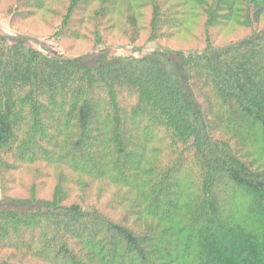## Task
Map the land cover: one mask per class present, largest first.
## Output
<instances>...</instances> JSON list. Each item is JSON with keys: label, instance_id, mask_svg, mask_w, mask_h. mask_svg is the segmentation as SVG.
Segmentation results:
<instances>
[{"label": "trees", "instance_id": "1", "mask_svg": "<svg viewBox=\"0 0 264 264\" xmlns=\"http://www.w3.org/2000/svg\"><path fill=\"white\" fill-rule=\"evenodd\" d=\"M263 17L0 0V264H264Z\"/></svg>", "mask_w": 264, "mask_h": 264}, {"label": "rangeland", "instance_id": "2", "mask_svg": "<svg viewBox=\"0 0 264 264\" xmlns=\"http://www.w3.org/2000/svg\"><path fill=\"white\" fill-rule=\"evenodd\" d=\"M262 26H264V17H263V19H262ZM9 32H12V29H11V27H10L9 22H8L6 19H0V33H1V34H8ZM240 35L242 36L243 33H241ZM232 36H233V35H231L230 33H228V35H227V37H225V40H224V41L230 39ZM178 39H179V40H178ZM178 39H177V42H178V41H182L183 43L179 44V42H178V43H177V42L175 43V42L173 41V42L171 43V46H172V47L183 46V45L186 46V47H188V46L190 45V42H189V43H185L184 40H183L181 37H178ZM180 39H181V40H180ZM42 42H43L44 44H46L47 46H51V45H55V46H57V45H58L55 41L50 40V39H43ZM51 47H52V46H51Z\"/></svg>", "mask_w": 264, "mask_h": 264}]
</instances>
